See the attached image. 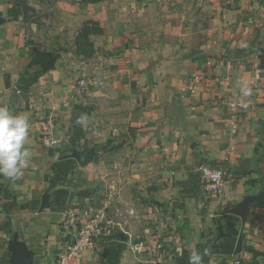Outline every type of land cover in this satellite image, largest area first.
<instances>
[{
  "label": "crops",
  "instance_id": "0c3cea01",
  "mask_svg": "<svg viewBox=\"0 0 264 264\" xmlns=\"http://www.w3.org/2000/svg\"><path fill=\"white\" fill-rule=\"evenodd\" d=\"M89 1L0 0V106L30 124L29 166L19 179L0 177V264H9L14 240L34 264H56L62 211L114 187L124 216L116 219L130 237L86 251L82 264H189L199 243L227 250L204 264L230 263L232 254L264 264V221L228 212L262 190L264 0ZM89 20L104 33L91 35L86 56L76 39ZM198 71L205 77L194 82ZM87 75L102 84L74 96ZM239 80L253 94L232 133L227 103ZM48 114L54 148L40 135ZM201 162L225 169L222 197L183 192ZM131 241L147 249L131 250Z\"/></svg>",
  "mask_w": 264,
  "mask_h": 264
},
{
  "label": "built area",
  "instance_id": "2783aa9c",
  "mask_svg": "<svg viewBox=\"0 0 264 264\" xmlns=\"http://www.w3.org/2000/svg\"><path fill=\"white\" fill-rule=\"evenodd\" d=\"M164 3L163 0H158ZM213 61H208L212 64ZM203 71L194 72L192 81L203 80ZM254 79L258 82L262 79L261 70H255ZM102 84V80L94 76L78 77L73 86V94L76 97L83 96L91 88ZM233 101L227 103L231 115L230 129L236 133L239 128L242 113L239 107L240 90L233 95ZM40 135L43 144L49 148L56 147L58 143L57 128L51 114L45 115L40 120ZM200 180V190L207 196L222 197L225 194L226 171L223 168H215L206 162H201L196 168ZM122 187L108 189L103 194L94 193L83 199H72L61 215L60 229L63 237V248L56 258V264H82V257L86 251L97 252L106 249L114 242L120 233L130 237L123 222L116 219L113 214L123 216L121 203L117 197ZM129 214L134 213L133 208H125ZM130 249L143 252L147 249L144 242L129 243ZM260 258H243L232 254L229 264H259Z\"/></svg>",
  "mask_w": 264,
  "mask_h": 264
},
{
  "label": "clouds",
  "instance_id": "9594fccd",
  "mask_svg": "<svg viewBox=\"0 0 264 264\" xmlns=\"http://www.w3.org/2000/svg\"><path fill=\"white\" fill-rule=\"evenodd\" d=\"M239 107L246 109L248 104L244 98L250 97L253 90L247 81L239 80ZM81 121L86 117H80ZM30 124L27 115L13 114L8 106H0V177L16 180L22 177L24 169L29 166L30 151L26 147ZM193 252L189 256V264H203V256Z\"/></svg>",
  "mask_w": 264,
  "mask_h": 264
},
{
  "label": "trees",
  "instance_id": "16d2710c",
  "mask_svg": "<svg viewBox=\"0 0 264 264\" xmlns=\"http://www.w3.org/2000/svg\"><path fill=\"white\" fill-rule=\"evenodd\" d=\"M84 2H90L89 0H83ZM104 30L99 26V24L95 21L89 20L79 33L76 39L77 43V51L86 56H90L93 53V45L91 44L90 37L93 34H103ZM83 153H86V149L83 150ZM262 183V190L256 195V199L254 203L251 205L253 211L247 217V222L257 224L259 222H263L264 218L261 214L256 212V209H264V177L261 179ZM183 192L187 194H192L198 190H200V180L198 175L196 177H191L188 181L182 183ZM81 196V199L89 196ZM71 203V202H70ZM70 203L68 205H70ZM227 252L226 249L217 248V247H210L207 243H199L195 247V252H199L201 254L207 253L203 256V264L208 263L210 260V255L214 252ZM218 264H229L225 262H219Z\"/></svg>",
  "mask_w": 264,
  "mask_h": 264
},
{
  "label": "water",
  "instance_id": "95a60500",
  "mask_svg": "<svg viewBox=\"0 0 264 264\" xmlns=\"http://www.w3.org/2000/svg\"><path fill=\"white\" fill-rule=\"evenodd\" d=\"M28 10H31V7H29L28 5H24L23 11ZM70 157L79 158V152L74 149L73 152L70 154ZM255 199V195H250L234 207L230 208L228 212L241 217L242 221L246 222L247 217L250 214L251 205L254 203ZM116 239L118 241H126L127 236L123 233H120ZM9 249L12 252L9 264H34L33 253L29 252L22 242L17 240L11 241L9 244ZM240 250L241 244L239 243L236 252L238 253Z\"/></svg>",
  "mask_w": 264,
  "mask_h": 264
},
{
  "label": "rangeland",
  "instance_id": "374dc122",
  "mask_svg": "<svg viewBox=\"0 0 264 264\" xmlns=\"http://www.w3.org/2000/svg\"><path fill=\"white\" fill-rule=\"evenodd\" d=\"M87 76H90V75H87ZM110 143H111V142H109V144H110ZM99 154H100V153H99ZM101 154H102V153H101ZM104 190H105V189H104ZM107 190H108V188L106 189V191H107ZM106 191H105V192H106ZM94 193H95V192H93V193H91V194H94ZM113 216L116 217L117 219L120 218V217H121V218H124V216H119V215H116V214H113ZM259 264H262V258H260Z\"/></svg>",
  "mask_w": 264,
  "mask_h": 264
}]
</instances>
